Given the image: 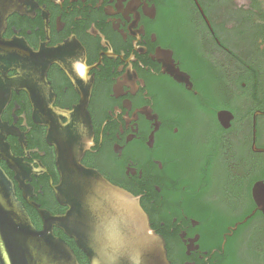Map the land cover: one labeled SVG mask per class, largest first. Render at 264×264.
Returning a JSON list of instances; mask_svg holds the SVG:
<instances>
[{
  "label": "flooded vegetation",
  "instance_id": "obj_1",
  "mask_svg": "<svg viewBox=\"0 0 264 264\" xmlns=\"http://www.w3.org/2000/svg\"><path fill=\"white\" fill-rule=\"evenodd\" d=\"M262 6L2 0V50L20 70L0 72V137L15 160L0 168L34 227L68 209L54 143L84 88L81 163L139 197L168 264H264Z\"/></svg>",
  "mask_w": 264,
  "mask_h": 264
},
{
  "label": "water",
  "instance_id": "obj_2",
  "mask_svg": "<svg viewBox=\"0 0 264 264\" xmlns=\"http://www.w3.org/2000/svg\"><path fill=\"white\" fill-rule=\"evenodd\" d=\"M6 15L0 0L2 74L12 68L20 70L7 65L9 57L2 50L1 31ZM1 83L0 113L4 107L3 100L8 96ZM88 95L89 92H84L82 88L78 105L71 111L62 112L61 115L67 117L69 123L64 126L61 139L54 143L60 173L55 191L59 203L68 208L65 214L43 215L44 228L36 229L16 199L11 180L0 168V264H80L66 242L53 235L54 226L74 240L89 264H168L163 242L151 230L139 197L81 163ZM228 114L230 118L231 114ZM219 117L222 115L219 114ZM41 123L52 130L53 124ZM0 159H5L13 168L15 160L1 137ZM253 190L257 201V194L264 193V185L256 184Z\"/></svg>",
  "mask_w": 264,
  "mask_h": 264
},
{
  "label": "trees",
  "instance_id": "obj_3",
  "mask_svg": "<svg viewBox=\"0 0 264 264\" xmlns=\"http://www.w3.org/2000/svg\"><path fill=\"white\" fill-rule=\"evenodd\" d=\"M77 255H76V257L78 258V260H80L81 262H82V260H81V258L80 257H84L83 255H81V254H79V253H76Z\"/></svg>",
  "mask_w": 264,
  "mask_h": 264
},
{
  "label": "rangeland",
  "instance_id": "obj_4",
  "mask_svg": "<svg viewBox=\"0 0 264 264\" xmlns=\"http://www.w3.org/2000/svg\"><path fill=\"white\" fill-rule=\"evenodd\" d=\"M262 7H264V6H262ZM264 9V8H263Z\"/></svg>",
  "mask_w": 264,
  "mask_h": 264
}]
</instances>
